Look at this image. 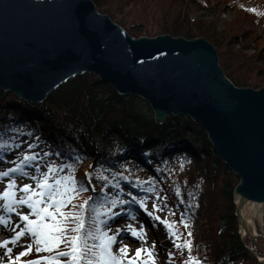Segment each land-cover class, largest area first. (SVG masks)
Wrapping results in <instances>:
<instances>
[{
	"label": "trees",
	"instance_id": "trees-1",
	"mask_svg": "<svg viewBox=\"0 0 264 264\" xmlns=\"http://www.w3.org/2000/svg\"><path fill=\"white\" fill-rule=\"evenodd\" d=\"M236 1L93 0L99 12L131 36L203 37L214 45L219 65L234 85L259 88L264 86V15L256 18L260 27L256 32L245 29L240 19L218 25L217 19L198 14L218 6L226 9ZM257 11L244 14L254 18ZM186 141L193 144L187 146ZM0 143L11 147V151L0 148V163L5 166L19 162L13 153L37 154L36 162L43 161L41 171L49 163L73 165L71 174L85 190L77 191L64 210L79 211V205L87 202L85 231L91 226L94 205L114 198L133 202L135 197L157 205L153 209L163 212L182 244L190 242V249L186 248L199 264H260L238 233L232 196L238 177L218 157L202 127L187 116H168L157 124L142 99L120 95L111 84L84 73L70 78L41 103L0 89ZM29 143L33 148L27 147ZM8 157L11 162L5 161ZM86 161L90 164L82 171ZM25 166L31 175H39L34 167ZM68 171L65 168L64 174ZM92 180L104 183L93 185ZM114 187L115 193L104 191ZM105 207L112 206L106 203ZM120 207L117 203L112 213ZM101 219L110 233L108 221L114 215ZM34 248L33 243L29 256L50 255ZM58 250L63 251L64 245L53 251ZM182 259L172 254L168 261L184 264L188 260Z\"/></svg>",
	"mask_w": 264,
	"mask_h": 264
},
{
	"label": "water",
	"instance_id": "water-1",
	"mask_svg": "<svg viewBox=\"0 0 264 264\" xmlns=\"http://www.w3.org/2000/svg\"><path fill=\"white\" fill-rule=\"evenodd\" d=\"M84 73L142 99L157 124L175 115L197 122L238 177L232 196L241 241L264 236V86L234 85L203 37L131 36L93 0H0L2 91L41 103ZM251 205L261 234L241 215Z\"/></svg>",
	"mask_w": 264,
	"mask_h": 264
},
{
	"label": "snow or ice",
	"instance_id": "snow-or-ice-1",
	"mask_svg": "<svg viewBox=\"0 0 264 264\" xmlns=\"http://www.w3.org/2000/svg\"><path fill=\"white\" fill-rule=\"evenodd\" d=\"M27 147L31 149L33 145L29 143ZM0 148H7L11 151V147L6 143H0ZM13 154L17 155L19 162H14V166L0 171V178H6V186L0 192V198L3 199L4 210L16 212L19 220L24 221V224L11 236V241L0 240V246H6L9 242L17 243L21 237L30 238L32 242L14 257L9 256L7 264H41V262L43 264H155L152 249L147 247L136 248L133 256H128L126 246H122L116 252L113 251L112 246L117 242V236L108 232L101 217L107 218L110 213L114 215L112 207L117 203L124 204L125 201L114 198L111 201L94 205L92 219L89 221L91 226L85 231L84 208L87 202L79 205V211L64 210L77 191L85 190L71 174L70 169L73 165L49 163L45 166V170L41 171L43 161L36 162L39 160L37 154L24 153L22 157L18 153ZM44 155L48 154L44 153ZM25 165L34 167L39 175H30L24 171ZM65 168L69 169L67 174H64ZM12 173L29 176L34 185L24 183L17 187L15 180L9 178ZM133 200L136 198L133 197ZM106 203L111 204L112 207H105ZM137 203L140 208H145L143 201H137ZM17 206H26L30 211L28 213L17 212ZM152 207L156 208L157 205L153 204ZM154 219L160 220L161 218L154 216ZM4 222L6 219L0 220V223ZM163 223L169 229V235H174L171 231L172 225L167 220ZM129 229L132 236L140 239L146 238L143 227L135 229L129 226ZM33 243L35 252L43 251L52 254L21 262L20 257L26 256L33 250ZM60 245H64V250L54 252L53 250L58 249ZM183 245L189 249L191 247L188 240H184ZM175 246L180 247V245ZM11 252V248H6L5 255ZM142 252L145 258H142ZM60 257H67V259L62 260ZM184 264H199V261L189 257Z\"/></svg>",
	"mask_w": 264,
	"mask_h": 264
},
{
	"label": "rangeland",
	"instance_id": "rangeland-1",
	"mask_svg": "<svg viewBox=\"0 0 264 264\" xmlns=\"http://www.w3.org/2000/svg\"><path fill=\"white\" fill-rule=\"evenodd\" d=\"M241 1L242 0L234 2L231 6L226 9H222L223 7L218 6L216 10H211L210 12L200 10L198 11V14L209 19H217L219 21L218 25H220L221 22L240 19L245 29H253L256 32L259 31V22H257L256 20L259 19V17H261L262 15H264V0H244L243 2ZM239 5H242L241 9L237 8V6ZM255 8L260 9V13L259 11L255 12L256 17L252 18L251 16H248L249 14H244L246 10H254ZM244 53L250 54L252 52L250 50H244ZM186 143L192 144L189 141H187ZM89 164L90 161L84 162L81 166V170L85 171L87 165ZM26 179L27 181H29L30 184H32V181L30 180L29 176ZM94 183L102 184L104 183V181L98 182L96 180H92L91 184L94 185ZM114 190L115 188L104 189V191L109 194L115 193ZM0 201H3V199L0 198ZM146 205L147 207L146 210H144V215L146 216V218H151L153 223V226L151 225V223L149 224L147 222H142L140 225L144 228V235L146 238L140 239L138 237L130 235L131 233L129 226H131V228L140 229L138 228V224L136 222L125 223L124 221L120 220V222H123L125 224H122V228H115L112 232V234L117 236V242L114 243L115 247H118L119 245L120 247L126 246L128 256H133L136 248L138 247H140L141 249L145 247L152 249L153 255L155 257V264H170L168 261V258L170 257V252L171 255H177L180 261L183 260L182 257L186 259L192 257L193 259L197 260L195 256L190 255L189 250L181 243V239L179 237L169 235V229L163 223V212H161V210L153 209L150 203H146ZM25 209V207L19 206L17 207V212L25 213ZM149 213H153V215H149ZM154 216H159L161 219L156 220L154 219ZM4 219H6V222H4V224L10 227V234L6 240L11 241V236L14 235L15 231H18L21 228L23 223L21 220H19V216L16 212H9L8 215L3 218V220ZM199 222H197V224ZM118 223H115L114 227H116ZM262 223L264 226V216L262 217ZM216 224H219V222H216ZM30 242L31 241H29V239L27 240V237H21V239L17 243L9 242V244L5 246V251L6 248H11L12 252L9 253V255H6L5 258L1 259L0 263L7 264L9 256L14 257L18 252L24 250V248H26ZM175 245H180V247H176ZM141 256L142 258H145V254L143 252ZM22 259H26V257H20V260Z\"/></svg>",
	"mask_w": 264,
	"mask_h": 264
},
{
	"label": "bare ground",
	"instance_id": "bare-ground-1",
	"mask_svg": "<svg viewBox=\"0 0 264 264\" xmlns=\"http://www.w3.org/2000/svg\"><path fill=\"white\" fill-rule=\"evenodd\" d=\"M256 209H257V207H255L253 205H251V206H244V207H242V210H241L242 213H241V215L243 216L246 224L248 223L249 230L251 231V233L261 234V230L259 229V227H258V225L256 224V221H255V216H258L256 214ZM3 229H4V227L1 228L0 230L2 231ZM241 230H242V234H243L244 233L243 232V229H241ZM238 233L241 236L240 231H239V227H238ZM261 242L264 243V236L263 237L256 236L254 238V241H252L251 239H249L248 237H246L243 244L249 246L256 253V256L258 257V259L261 260L262 258H264V245ZM5 252H6L5 251V246H0V260L3 259V258H5V256H6L5 255ZM258 252H261L262 254L260 255ZM256 261L258 262L257 259H256ZM258 263L264 264V262L263 263L262 262H258Z\"/></svg>",
	"mask_w": 264,
	"mask_h": 264
}]
</instances>
